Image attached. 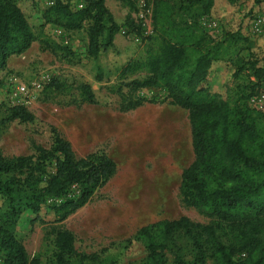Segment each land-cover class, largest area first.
<instances>
[{
  "label": "trees",
  "instance_id": "trees-1",
  "mask_svg": "<svg viewBox=\"0 0 264 264\" xmlns=\"http://www.w3.org/2000/svg\"><path fill=\"white\" fill-rule=\"evenodd\" d=\"M81 1L83 8L72 10L55 0L43 11L44 25L77 31L87 23V55L96 58L112 46L118 27L105 0ZM216 1L154 0L158 53L121 70L123 77L139 70L147 75L128 83L130 91L164 90L172 105L188 112L194 159L181 172L179 196L185 207L214 219L199 224L181 217L139 228L123 242L127 246L134 240L143 247L146 255L139 264H168V254L173 264H264V114L247 103L264 78V53L251 47L245 36L248 22L264 10V0H221L235 8L249 3V8L235 29L212 38L199 19L210 16ZM181 13L190 19H173ZM35 38L20 8L11 0H0V72L12 56L26 53ZM242 52L247 56L239 60L225 98L201 87L214 63ZM80 90L85 102L95 103L88 85ZM142 104L136 100L122 110ZM14 120L32 123L34 116L23 106H13L2 123ZM35 153L7 159L0 152L2 264H42L38 258L29 259L15 236L23 213L37 214L48 200H60L52 210L56 222H62L84 207L117 170L103 152L77 158L69 142L55 131L51 146L37 147ZM54 247L48 264H115L111 255L78 253L69 231L57 232Z\"/></svg>",
  "mask_w": 264,
  "mask_h": 264
},
{
  "label": "rangeland",
  "instance_id": "rangeland-1",
  "mask_svg": "<svg viewBox=\"0 0 264 264\" xmlns=\"http://www.w3.org/2000/svg\"><path fill=\"white\" fill-rule=\"evenodd\" d=\"M11 1L20 8L36 38L26 53L12 56L0 72L1 154L7 159L35 156L37 147L51 146L55 131L69 142L77 158L103 152L117 165L115 176L66 220L56 222L53 215L52 207L60 200H48L37 214L21 215L15 236L29 259L48 264L57 232L69 231L78 253L111 255L115 264H139L146 255L143 247L134 240L127 246L123 243L139 228L181 217L199 224L213 223L214 219L185 207L179 196L181 172L194 159L188 112L172 105L164 90L130 91L126 85L143 80L147 76L144 70L121 76L128 63H143L158 53L154 0H105L118 31L112 46L96 58L87 55V23L77 31L44 25L43 11L55 0ZM62 2L72 10L82 3ZM248 8L249 3L235 8L218 0L210 16L200 17V25L212 38H218L223 31L235 29ZM257 15L264 16V10ZM256 16L248 22L245 36L251 47H260L264 53V39L260 40L264 26L262 36H253ZM184 18L189 16L181 13L173 17ZM246 56L247 52H242L237 58L214 63L201 87L225 98ZM10 82L26 87L40 83L41 92L24 106L34 116L32 123H2L14 106ZM81 85L90 87L94 104L83 100ZM136 100L143 101L142 106L122 110ZM0 258L3 260L1 253ZM167 260L173 264L171 254Z\"/></svg>",
  "mask_w": 264,
  "mask_h": 264
},
{
  "label": "built area",
  "instance_id": "built-area-1",
  "mask_svg": "<svg viewBox=\"0 0 264 264\" xmlns=\"http://www.w3.org/2000/svg\"><path fill=\"white\" fill-rule=\"evenodd\" d=\"M83 8L82 3H78V10ZM264 26V16H256L253 19V36L258 38L262 36V27ZM11 88L10 93L14 100V106H26L33 98L41 92L40 83H34L31 87H26L25 85L10 82ZM248 106L259 113L264 114V78L260 82L257 93L249 98ZM3 263V260L0 258V264Z\"/></svg>",
  "mask_w": 264,
  "mask_h": 264
},
{
  "label": "crops",
  "instance_id": "crops-1",
  "mask_svg": "<svg viewBox=\"0 0 264 264\" xmlns=\"http://www.w3.org/2000/svg\"><path fill=\"white\" fill-rule=\"evenodd\" d=\"M113 160V159H112ZM117 166V165H116ZM116 172H117V170H116ZM115 176V175H114Z\"/></svg>",
  "mask_w": 264,
  "mask_h": 264
}]
</instances>
